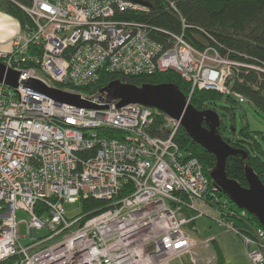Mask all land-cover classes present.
I'll use <instances>...</instances> for the list:
<instances>
[{"label":"built area","instance_id":"1","mask_svg":"<svg viewBox=\"0 0 264 264\" xmlns=\"http://www.w3.org/2000/svg\"><path fill=\"white\" fill-rule=\"evenodd\" d=\"M10 1L30 24L19 26L9 50L0 51V62L20 73L16 87L0 82V261L18 254L14 264H170L189 254L196 264L198 242L184 226L202 214L194 201L204 200L208 178L199 159L174 140L178 122L166 115L172 121L168 134L152 135L147 129L152 107H116V100L105 109L78 107L56 102L22 80L102 104L98 91L76 87L111 74L172 69L190 85L189 101L193 90L231 93L225 81L237 63L212 46L194 47L182 32L162 30L166 39L158 40L153 28L137 19L150 0ZM164 1L175 9L174 0ZM88 197L109 204L88 217L78 213L67 219L64 203ZM38 204L44 207L39 212ZM226 204L221 206L229 211ZM17 209L28 213L33 237L44 225L49 234L19 245ZM217 221L240 237L249 264H264L262 226L240 229Z\"/></svg>","mask_w":264,"mask_h":264},{"label":"trees","instance_id":"2","mask_svg":"<svg viewBox=\"0 0 264 264\" xmlns=\"http://www.w3.org/2000/svg\"><path fill=\"white\" fill-rule=\"evenodd\" d=\"M174 6L175 9L171 8L164 0H150L149 10L138 13L137 19L152 27L153 35L162 42L166 39L164 31L182 32L183 37L194 47L212 46L221 56L237 63L232 66L231 74L225 81L231 93L221 94L213 89L193 90L189 103L197 109L215 110L213 106L215 101L224 96V99L230 102L249 101L256 110L264 112V0H174ZM0 11L11 15L21 28L30 24L27 14L10 0H0ZM180 17L183 19L184 27ZM116 78L134 84L172 82L185 96L190 89V85L174 70L167 69L137 76L111 74L91 85L76 87V90L90 88L96 92L108 81ZM233 92L240 94L244 101H239ZM162 115V112L153 114L147 128L152 135L168 134V129L161 126ZM218 131L236 150V153L226 157L224 167L226 175L235 179L241 186H247L244 165L248 164L264 185V131H252L247 123L237 131L233 124L228 129L221 118ZM116 133L118 132H113L115 135ZM173 138L182 149L190 151L201 162L203 172L208 178L204 199L218 210L219 217L231 221L240 229L246 228L248 224L261 226L254 215L246 211L241 214L243 209L238 208L222 191L212 185L209 170L214 165V155L193 142L180 125L175 130ZM121 195L123 190L119 196ZM214 196L217 197L216 201ZM223 200H226L229 211L222 208ZM80 203L79 214L85 217L109 204L106 200L92 197L80 199ZM41 209L44 207L38 204L36 211L39 212ZM16 257L20 256L10 255L0 261V264L4 261L12 264Z\"/></svg>","mask_w":264,"mask_h":264},{"label":"water","instance_id":"3","mask_svg":"<svg viewBox=\"0 0 264 264\" xmlns=\"http://www.w3.org/2000/svg\"><path fill=\"white\" fill-rule=\"evenodd\" d=\"M19 71L6 67L0 62V82L12 87L18 85ZM31 81V80H30ZM40 93L48 95L56 102L68 103L78 107L105 109L116 100L119 107L128 103H137L152 107L168 117L174 119L184 129L191 140L200 145L215 157L209 176L218 190L238 208L254 215L264 228V185L248 164L244 165L247 186H241L235 179L225 173V160L236 150L223 139L218 131L220 116L212 108L197 109L172 82L134 84L118 78L108 81L98 89L103 95V103L96 104L81 97L78 93L51 87L45 83L32 80H22ZM246 157L245 154H243ZM34 235V231H31Z\"/></svg>","mask_w":264,"mask_h":264},{"label":"rangeland","instance_id":"4","mask_svg":"<svg viewBox=\"0 0 264 264\" xmlns=\"http://www.w3.org/2000/svg\"><path fill=\"white\" fill-rule=\"evenodd\" d=\"M178 74V73H177ZM179 75V74H178ZM180 77V76H179ZM181 78V77H180ZM93 84V83H91ZM90 84V85H91ZM227 85V84H226ZM228 86V85H227ZM81 92H88L92 94L94 91L90 88L87 90H78ZM216 91V90H215ZM217 93L224 94L220 91H216ZM223 96L220 99L215 101L214 108L216 112L219 114L222 121L227 125L228 129L231 128V124L234 125L235 131H237L244 123L248 124V127L252 131H264V112L256 110L254 105L249 102H230L224 99ZM232 105V109H230ZM224 107L229 108L225 110ZM156 113H160L155 110ZM154 112V114H155ZM162 124L161 126L169 129L172 121L168 119V117L163 114L161 116ZM195 205L197 209H199L202 214L195 218V220L186 224L184 228L197 240V245L194 247V258L196 260V264H245V249L244 245L240 239V237L234 232L228 230L226 227L219 224L217 221L219 217L218 210L209 202L204 200H195ZM80 201L75 202H65L64 209L65 215L67 219H72L75 215L81 212ZM16 220L19 222V238L18 244L21 246L31 245L35 239L37 241L43 239L47 234H49V228L44 225L40 229L36 230L35 237L31 235L30 230L27 227L26 221L29 218V215L26 211L22 209H17L15 212ZM214 235L216 240L222 241L224 248L227 250L224 253L223 258L220 262H216L212 254H214V250L212 246L207 247L201 241L209 238L210 235ZM62 234L56 235L50 239L44 240L42 243L32 246L28 249V252L36 250L43 245L49 244L55 240H57ZM238 243L240 246H238ZM211 244V243H209ZM237 244V245H236ZM17 255V254H13ZM201 257V260H200ZM207 258H212L210 261H206ZM19 257L15 258L13 263L17 262ZM2 264H9L4 261ZM170 264H192L190 261V255L184 254L180 257H176L171 260Z\"/></svg>","mask_w":264,"mask_h":264},{"label":"crops","instance_id":"5","mask_svg":"<svg viewBox=\"0 0 264 264\" xmlns=\"http://www.w3.org/2000/svg\"><path fill=\"white\" fill-rule=\"evenodd\" d=\"M19 29L18 22L9 14L0 11V51H7L10 48L9 39L10 36ZM209 238L211 239L209 243L206 245L207 247L212 246L214 250V254H212V257H214L216 262H220L221 259L224 256V253L227 251L223 246L222 241L216 240V237L214 235H210ZM208 239V237H207ZM237 245V244H236ZM238 246L240 244L238 243ZM212 258H207L206 261H210ZM201 260V257H200ZM202 261V260H201ZM245 264H249V260L247 258V255L245 254Z\"/></svg>","mask_w":264,"mask_h":264}]
</instances>
